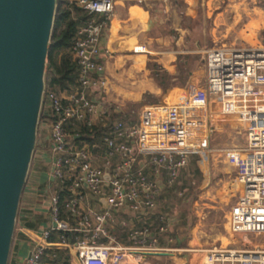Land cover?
Instances as JSON below:
<instances>
[{
	"label": "built area",
	"instance_id": "built-area-1",
	"mask_svg": "<svg viewBox=\"0 0 264 264\" xmlns=\"http://www.w3.org/2000/svg\"><path fill=\"white\" fill-rule=\"evenodd\" d=\"M86 12L77 27L71 55L77 66V87L68 92L49 89L45 104L49 120L45 124L48 151L52 155L51 176L69 194L62 207L76 222L71 225L60 217L59 196L48 198L52 226L38 233L37 240L23 264L43 262L44 244L52 232H77L81 238L73 245L80 264H124L129 248L111 236L112 209L127 207L131 212L153 211L159 185L136 166L137 156L155 171L164 172V184L171 187L187 156L202 151L208 137V105L213 99L221 115H230L242 127V141L222 150L234 169L238 190L228 209L226 224L235 234L264 235V42L255 47L216 46L205 51V83L191 85L168 104L147 101L142 105L136 125L114 120L102 132L103 163L96 165L86 146L72 143L66 125L87 127L104 122L107 105L87 96L88 90L102 93L105 85L103 65L98 61L99 38L109 21L114 0H73ZM134 53H148L141 43ZM93 74V75H92ZM43 103V101H42ZM105 124V123H103ZM118 159L111 164V157ZM102 197L103 210L77 209L82 191ZM155 231L164 232L161 214L155 215ZM139 244L149 235V225L133 229ZM148 244L156 237L151 233ZM64 242L62 236H57ZM44 243V244H43ZM145 247L141 250L151 251ZM56 264V263H53ZM202 264H264V247H211L203 250Z\"/></svg>",
	"mask_w": 264,
	"mask_h": 264
},
{
	"label": "crops",
	"instance_id": "crops-1",
	"mask_svg": "<svg viewBox=\"0 0 264 264\" xmlns=\"http://www.w3.org/2000/svg\"><path fill=\"white\" fill-rule=\"evenodd\" d=\"M263 42L264 0H114L110 19L104 26L98 43L97 59L103 65L104 89L102 93L96 90L86 91L90 99L108 106L103 122L105 124L96 121L94 125H98L100 129L105 126L110 128L118 118L127 125H136L140 109L147 102L144 101L145 94H152L155 103L167 104V101H173L191 85H204L207 49L216 46L255 47ZM137 43L144 44L149 52L134 53L132 48ZM137 103L138 110L135 107ZM131 105L133 107L129 108ZM214 106L216 108L215 103ZM45 124L46 121L38 126L35 147L18 203L14 224L16 237L14 240L12 237L13 242L11 241V264H23L33 244L38 241V233L52 226L48 209L50 195L59 196L62 219L71 225L77 220L76 216L70 215L62 207L69 194L51 176L52 155L48 151ZM107 131L100 130L93 144L76 133L68 134V137L72 138L75 146H86L93 162L101 165L104 154L101 134ZM117 159V155H113L110 163H115ZM136 159V166L149 179L156 181L160 190L153 211L131 212L127 207L111 210L114 222L108 225L109 233L120 245L129 248L124 264H201L204 249L217 244L216 242L222 245L224 235L217 229L216 213L207 211L204 215L199 214V205L193 202L191 208L195 209L194 215L187 211L180 212L179 208L172 213H164L163 210L161 214L160 209L168 206L171 200L168 195L170 187L164 184V172L155 171L140 156ZM224 162L226 167L223 175L227 177L231 167L226 160ZM187 164L179 170L178 178L188 168ZM197 164L202 170L199 162ZM206 174L202 177L203 182L209 180L205 177ZM173 186L174 184L171 188ZM226 189L234 190L236 196L238 185L235 178L232 177ZM208 191L212 192L210 187ZM81 193L82 197L77 204V209L81 212L100 211L106 207L102 197L90 195L84 190ZM225 194L223 190L219 194L215 193L220 204H227ZM181 202L183 201L179 202L180 205L190 204V200ZM214 203H204V206L212 211L215 209ZM158 213L163 215L166 225V230L161 233L155 231V215ZM204 217L208 220L206 226L201 224ZM144 225H149V235L139 244L131 232ZM227 230L235 234L228 227ZM151 233L156 237L152 245L148 244ZM51 234L52 240L47 239L43 243L44 248L64 249L59 263L80 264L73 247L75 242H61L57 237L58 232ZM168 234L169 238L166 237ZM145 247L153 248L151 251L162 250L165 254L145 255L142 253L145 251L141 250ZM41 260L48 261L43 256Z\"/></svg>",
	"mask_w": 264,
	"mask_h": 264
},
{
	"label": "water",
	"instance_id": "water-1",
	"mask_svg": "<svg viewBox=\"0 0 264 264\" xmlns=\"http://www.w3.org/2000/svg\"><path fill=\"white\" fill-rule=\"evenodd\" d=\"M55 6L56 0H0V264H7L36 143Z\"/></svg>",
	"mask_w": 264,
	"mask_h": 264
},
{
	"label": "rangeland",
	"instance_id": "rangeland-1",
	"mask_svg": "<svg viewBox=\"0 0 264 264\" xmlns=\"http://www.w3.org/2000/svg\"><path fill=\"white\" fill-rule=\"evenodd\" d=\"M154 99L155 97L152 94H145L144 101L153 102L155 101ZM170 102H173L172 99H170L166 103L168 104ZM214 102L215 101H213L212 99L209 107L210 115L209 119L207 120L208 137L206 147L202 151L192 154L196 158V164H191V166H189L188 163V168L183 171V173H185L184 177H181L182 175L179 176V178L176 179L174 183V188L170 187L168 189V195L171 196V200L169 201L168 206H163L160 209L161 214H163V210L164 213H172L177 208H179L180 212L187 211V213L189 212L191 215H194L195 209H192L191 206L193 202H196L197 205H199V208L197 209L199 214L204 215L205 213H207V211L216 213L217 229L222 236L224 235V237L221 239L222 245L216 242L217 244H214L208 248L221 246L226 248L245 249L254 247V244L255 246L261 245L262 247H264L263 234H231L227 230L225 217L229 207L234 201L235 194L234 190L229 191L226 188H228L232 177L234 178V169L231 166L230 167L233 170L228 167L229 173L227 177H225L226 175H223V169L224 167H226V163L224 162L225 158L222 150L227 147L237 145V143L242 140V127L235 121V118L233 116L220 115L219 113H217V110L214 106ZM135 107L138 110L139 103L135 104ZM198 162L200 164L199 166L202 167V170L199 169L197 164ZM195 169H197V172H192L193 170L195 171ZM205 173H207L205 177H207V179L209 180L203 182L202 177H204ZM202 183H204V186H202ZM209 187L212 190V192L210 193L209 191L207 192V190H209ZM221 190L226 193V205L220 204V199L219 201H217V197L215 198V193L219 194ZM181 200L183 202H187L190 200V204L185 203L183 205H180L179 202ZM210 202H215V209L212 211H209L210 209L204 206V203L209 204ZM166 217H168V215H166ZM207 221L204 217L203 219H201V224L206 226ZM166 237L169 238V234Z\"/></svg>",
	"mask_w": 264,
	"mask_h": 264
},
{
	"label": "trees",
	"instance_id": "trees-1",
	"mask_svg": "<svg viewBox=\"0 0 264 264\" xmlns=\"http://www.w3.org/2000/svg\"><path fill=\"white\" fill-rule=\"evenodd\" d=\"M86 18V12L77 7L73 0H56L52 30L49 40V46L45 62L44 72V94L42 108L39 114L38 126L42 122L49 120L48 111L44 108V102L48 90L51 88L56 92H68L77 87V66L71 55V45L75 39V31L77 27ZM133 107L132 105L129 108ZM134 112V111H133ZM121 120V119H116ZM122 121V120H121ZM109 127H100L98 125H92L91 127L84 126L82 124L66 125L65 132L67 134H74L80 136V138L88 141L89 144L95 142L96 137L99 136L100 130L107 131ZM38 132V127H37ZM195 156L188 155L187 163L189 166L195 163ZM192 172H197V169ZM184 177L185 173L181 174ZM55 233V232H52ZM62 239L66 243H74L79 238L77 232H58ZM53 234H50L48 239L52 240ZM16 237V233H13V240ZM13 242V241H12ZM13 245V244H12ZM9 252L7 264H11V251ZM64 249H43V258L49 263H59L61 261L60 256L63 254ZM45 262V261H43Z\"/></svg>",
	"mask_w": 264,
	"mask_h": 264
}]
</instances>
